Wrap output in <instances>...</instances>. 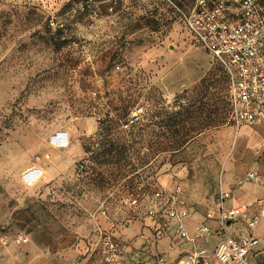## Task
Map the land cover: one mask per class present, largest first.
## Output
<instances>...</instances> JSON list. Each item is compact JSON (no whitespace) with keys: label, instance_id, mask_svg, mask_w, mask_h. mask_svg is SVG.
<instances>
[{"label":"rangeland","instance_id":"1","mask_svg":"<svg viewBox=\"0 0 264 264\" xmlns=\"http://www.w3.org/2000/svg\"><path fill=\"white\" fill-rule=\"evenodd\" d=\"M228 91L162 0H0V264H77L98 232L119 264L184 258L220 189L245 177L241 153H258L264 175V125L236 129ZM157 181L180 195L151 219Z\"/></svg>","mask_w":264,"mask_h":264},{"label":"built area","instance_id":"2","mask_svg":"<svg viewBox=\"0 0 264 264\" xmlns=\"http://www.w3.org/2000/svg\"><path fill=\"white\" fill-rule=\"evenodd\" d=\"M162 1L176 11L192 47L201 48L225 71L229 86V122L236 129L264 125V0H190L186 10L175 0ZM248 180L264 185V175L259 176L256 170L247 171L239 184ZM176 195H180V189L169 192L155 186L151 194L153 202L145 214L155 219L164 208L162 203L175 200ZM219 196L216 209L206 214L208 223L200 224L191 239L182 224L187 213L173 204L164 210L178 238L197 240V243L176 262L156 255L153 264H253L254 252L260 245L256 232L264 221V199L247 206L225 208L224 201L230 198L229 193L220 189ZM142 197V192L134 193L128 198L129 204L138 205ZM234 223L244 224L239 234L232 230ZM98 236L102 262L113 263L121 251L119 244L110 233L98 232ZM214 237L216 244L210 247ZM256 252L263 255L262 251Z\"/></svg>","mask_w":264,"mask_h":264},{"label":"crops","instance_id":"3","mask_svg":"<svg viewBox=\"0 0 264 264\" xmlns=\"http://www.w3.org/2000/svg\"><path fill=\"white\" fill-rule=\"evenodd\" d=\"M256 154L258 153H248V152L241 153V155L247 158L246 167L248 171L249 170L258 171L261 168V165L258 162L259 158H256ZM243 175L244 174H241L240 178L237 179V181L233 179L234 181H233V185L231 186V188H230V184L226 188L223 187L224 191L228 192L230 196V198L224 201L225 208H231L233 206H245V205L247 206L248 204L254 203L258 199H264V185L258 182L255 184H250V182L248 183L244 182L242 184H239V181H241V179L244 178ZM154 184H155L154 187L155 186L163 187V185H161L160 182L158 183V181L154 182ZM154 187L151 189V194L154 190ZM215 209H210V210H215ZM101 211H103L104 214H102ZM105 213H106V208L102 206L99 212V215L106 216ZM262 223L264 225V221H262L261 224ZM232 230H234L236 234H239V231L241 230V228L238 227V223H234L232 226ZM257 235H258V238L260 239V245L257 248V250L262 251L263 255L256 254L257 250H255L254 256H253L254 257L253 264H264V235H262V237H261V234L257 233ZM85 240H87V242L82 247L83 249H82V252L80 253L81 257L77 264H104L101 261L100 252L98 251V249L100 250V247L98 244V241H99L98 233H96V235L94 234L92 238H87ZM215 242H216V238L214 237L210 242L211 243L210 247H214V245L216 244ZM114 260H113V263L111 264H119L118 262H114ZM153 263L154 262H149L147 258H145L141 260V262L137 261L135 264H153Z\"/></svg>","mask_w":264,"mask_h":264},{"label":"bare ground","instance_id":"4","mask_svg":"<svg viewBox=\"0 0 264 264\" xmlns=\"http://www.w3.org/2000/svg\"><path fill=\"white\" fill-rule=\"evenodd\" d=\"M51 143L55 145L56 147L59 146V144H64L65 143V135L62 133L56 134L50 138ZM41 173L38 171L33 172L28 180V184H34L40 177ZM26 179V177H24Z\"/></svg>","mask_w":264,"mask_h":264},{"label":"trees","instance_id":"5","mask_svg":"<svg viewBox=\"0 0 264 264\" xmlns=\"http://www.w3.org/2000/svg\"><path fill=\"white\" fill-rule=\"evenodd\" d=\"M97 149V148H96ZM112 149H111V143H110V146L107 147V149L105 150V153H111Z\"/></svg>","mask_w":264,"mask_h":264}]
</instances>
